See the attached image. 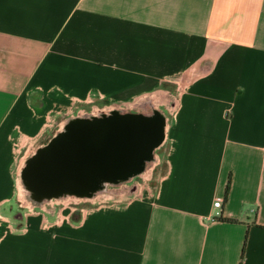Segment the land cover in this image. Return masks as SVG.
Masks as SVG:
<instances>
[{
  "label": "crops",
  "instance_id": "0c3cea01",
  "mask_svg": "<svg viewBox=\"0 0 264 264\" xmlns=\"http://www.w3.org/2000/svg\"><path fill=\"white\" fill-rule=\"evenodd\" d=\"M35 86L157 98L172 114L158 186L84 219H11L13 136L46 131ZM0 264H264V0H0Z\"/></svg>",
  "mask_w": 264,
  "mask_h": 264
},
{
  "label": "water",
  "instance_id": "95a60500",
  "mask_svg": "<svg viewBox=\"0 0 264 264\" xmlns=\"http://www.w3.org/2000/svg\"><path fill=\"white\" fill-rule=\"evenodd\" d=\"M149 99L141 111L103 109L63 118L45 144L20 159L18 199L30 210L94 201L153 168L168 117Z\"/></svg>",
  "mask_w": 264,
  "mask_h": 264
},
{
  "label": "rangeland",
  "instance_id": "374dc122",
  "mask_svg": "<svg viewBox=\"0 0 264 264\" xmlns=\"http://www.w3.org/2000/svg\"><path fill=\"white\" fill-rule=\"evenodd\" d=\"M165 85L167 86L169 91H167L168 94H164L163 92L162 95H164V98L166 99L172 96L171 100L173 101V103L175 102L174 100L177 98V96L181 94L185 89V84L178 78L172 79ZM158 92L156 91L157 95ZM58 96L64 98V100H66V103L61 105L57 104ZM146 99L149 100V103L147 105L149 106L150 99L148 96L146 97ZM154 100L155 102L158 101L157 98H154ZM30 102L37 111L43 112V114L46 115V131L39 139H37L33 143H29L26 141L24 142L23 139L16 138L14 134L13 142L15 143L16 148L20 147V153L17 152V165H19V161L23 156L29 154L36 147L45 144L52 137L57 125L63 118L69 115L76 114L78 109L91 110L92 108L101 109L111 106L130 107L131 105V103L129 102H124L123 104L116 100L102 97L99 94L92 95L89 100H78L68 96L67 94H64L61 90L57 89L56 92L45 91L40 86H35L33 88L30 94ZM51 106L53 107L51 108ZM167 107L169 113H172L174 108L168 104ZM141 109L142 108L140 107L137 111H141ZM170 115L172 116V114ZM171 116H169L168 119H170ZM155 153L157 156L156 164L153 168L149 169L150 171L147 174H144L140 179L133 180L132 183H129L122 188L110 190V193L105 198L97 199L91 202L67 201L59 204H51L46 208V210L54 213V215L59 214L60 217L63 216L64 219L68 220L78 218L84 219L92 213L107 212L114 209H119L121 206H125V204L129 202L136 201V199L141 196V192H143L145 188H156L163 175V171L168 169L166 162L167 139L163 146L160 147ZM131 188H134V190H131ZM43 211L44 210L40 208H34L30 210L28 206H26L22 201L18 199V197H16V200L13 201L11 205H9L7 214L9 215V217H11V219L17 218L19 215H21L22 218H31V214H36L35 217L37 218L42 215Z\"/></svg>",
  "mask_w": 264,
  "mask_h": 264
},
{
  "label": "flooded vegetation",
  "instance_id": "af4514ba",
  "mask_svg": "<svg viewBox=\"0 0 264 264\" xmlns=\"http://www.w3.org/2000/svg\"><path fill=\"white\" fill-rule=\"evenodd\" d=\"M148 99V98H147ZM146 98L145 99H143V100H140V101H137V102H135V103H131V105H130V107H125V106H111V107H107V108H92L91 110L89 109V110H85V109H78L77 110V113H85V112H98V111H100V110H103V109H110V111H116V112H119L120 111V109H125L126 111H128V112H135V111H137L140 107L141 108H144V107H146L147 105H148V101L149 100H147ZM112 109V110H111ZM150 170H148L146 173H142L139 177H136L135 179H140L144 174H147L148 172H149ZM134 179V180H135ZM132 183V182H131ZM122 188V187H121ZM115 189H119V188H115ZM114 189V190H115ZM110 190H113V189H110ZM131 190H134V188H131ZM112 193V192H111ZM88 202H91V201H88Z\"/></svg>",
  "mask_w": 264,
  "mask_h": 264
},
{
  "label": "trees",
  "instance_id": "16d2710c",
  "mask_svg": "<svg viewBox=\"0 0 264 264\" xmlns=\"http://www.w3.org/2000/svg\"><path fill=\"white\" fill-rule=\"evenodd\" d=\"M230 177L228 178V181H227V184H226V187H225V191H224V197L227 198L228 194H229V190H230ZM243 251H244V248H243ZM243 251H242V259H243Z\"/></svg>",
  "mask_w": 264,
  "mask_h": 264
},
{
  "label": "built area",
  "instance_id": "2783aa9c",
  "mask_svg": "<svg viewBox=\"0 0 264 264\" xmlns=\"http://www.w3.org/2000/svg\"><path fill=\"white\" fill-rule=\"evenodd\" d=\"M214 207L215 208H220L221 207V202L220 201H216V202H214ZM217 215H219L218 213H217Z\"/></svg>",
  "mask_w": 264,
  "mask_h": 264
}]
</instances>
